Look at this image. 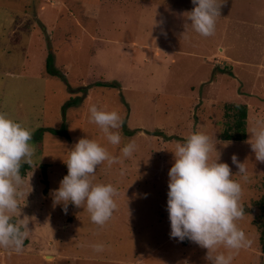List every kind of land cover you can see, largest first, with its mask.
I'll use <instances>...</instances> for the list:
<instances>
[{
	"label": "rangeland",
	"instance_id": "374dc122",
	"mask_svg": "<svg viewBox=\"0 0 264 264\" xmlns=\"http://www.w3.org/2000/svg\"><path fill=\"white\" fill-rule=\"evenodd\" d=\"M192 7L191 0H0V112L32 131L35 148L18 197L28 235L19 253L0 248V264H208L206 249L169 236L171 151L193 131L231 141L216 147L233 179L240 177L232 154L246 164L237 223L251 245L232 264H264V163L247 143L264 115V0H226L207 37L187 23ZM48 55L56 75L46 72ZM228 103L247 106L244 140L219 138L232 121ZM90 104L118 111L121 146L137 145L132 157L94 174L93 182L118 189V207L103 226L71 203L65 213L51 196L79 138L119 154L89 122ZM95 243L104 250L94 251Z\"/></svg>",
	"mask_w": 264,
	"mask_h": 264
},
{
	"label": "clouds",
	"instance_id": "9594fccd",
	"mask_svg": "<svg viewBox=\"0 0 264 264\" xmlns=\"http://www.w3.org/2000/svg\"><path fill=\"white\" fill-rule=\"evenodd\" d=\"M225 2L191 0L193 7L185 12L187 23L201 36L213 35L217 17L221 16L220 7ZM156 23L154 20L153 25ZM87 111L89 122L99 128L107 143L117 148L119 154L88 136L79 138L68 149L67 159L63 160L67 174L52 190L51 196L53 205H61L65 213L71 203L85 208L91 222L103 226L118 207L114 199L118 189L112 183L93 182L94 174L105 162L111 166L132 157L137 145L129 141L121 146L119 130L124 118L118 111L98 108L96 104H90ZM247 132L250 134L247 143L255 160L264 163V115L258 116ZM31 141L32 131L28 127L0 112V248L17 253L22 251L29 229V220L20 218L18 197L25 183L21 168L33 164L35 148ZM217 143L226 148L231 141L214 142L207 133L193 131L171 151L173 163L168 170L166 203L169 236L179 241L187 239L206 249L208 264H232L239 250L251 245L237 223L245 215L241 181L249 180V172L246 164L232 154V163L238 169L235 174L240 177V180L233 179L229 164L220 161ZM125 172L120 169L121 175ZM92 248L102 252L105 245L95 243Z\"/></svg>",
	"mask_w": 264,
	"mask_h": 264
},
{
	"label": "trees",
	"instance_id": "16d2710c",
	"mask_svg": "<svg viewBox=\"0 0 264 264\" xmlns=\"http://www.w3.org/2000/svg\"><path fill=\"white\" fill-rule=\"evenodd\" d=\"M45 69L46 72L50 75H56L57 70L53 65V56L48 55L45 63ZM100 84V83H98ZM102 84V83H101ZM103 87H109L113 88L115 87L114 83H103ZM227 114L232 117L231 124L228 128H226L220 135L219 138L221 140H244L246 138V120H247V106L245 104L241 103H228L225 105ZM50 133H56V134H61L64 136H67V133L62 130L58 131L53 128H48L46 129ZM29 165L25 164L21 168V174L25 176V170L28 169ZM43 169V182L46 185L47 180H46V174H45V168L46 166L44 164L41 165ZM44 191L46 192V189L44 188ZM264 235V231H263Z\"/></svg>",
	"mask_w": 264,
	"mask_h": 264
}]
</instances>
